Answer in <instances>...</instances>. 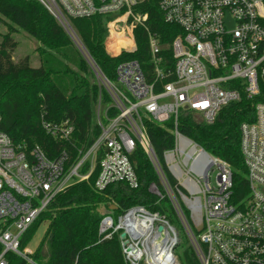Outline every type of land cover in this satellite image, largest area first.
I'll use <instances>...</instances> for the list:
<instances>
[{
  "label": "built area",
  "instance_id": "built-area-1",
  "mask_svg": "<svg viewBox=\"0 0 264 264\" xmlns=\"http://www.w3.org/2000/svg\"><path fill=\"white\" fill-rule=\"evenodd\" d=\"M35 1L61 24L96 77L100 134L84 149L72 142L74 128L69 122L43 123L51 137L76 150L72 161L66 149L50 159L40 148L27 151L15 145L0 130V264H8V253L26 264H39L33 250L22 248L21 239L58 195L88 181L98 164V192L114 184L139 189L131 161L138 145L158 178L149 193L170 204L199 264H264V103L255 104V121L240 128L248 190L240 199L234 194L231 167L179 130L183 113L212 125L224 107L244 96L253 100L261 95L264 0H163L164 22L183 33L170 44H162L150 31L147 15L135 13L143 0ZM95 16L112 17L106 49L115 57L135 53V30L147 32L151 79L136 60L120 63L116 80L107 79L71 26L72 20ZM168 50L171 60L164 54ZM1 120L0 114V125ZM169 122L173 146L161 160L147 124L165 127ZM123 233L126 237L121 239ZM115 234L120 235L128 264H181L176 253L181 245L179 231L160 213L136 206L118 220L104 216L100 241Z\"/></svg>",
  "mask_w": 264,
  "mask_h": 264
},
{
  "label": "trees",
  "instance_id": "trees-1",
  "mask_svg": "<svg viewBox=\"0 0 264 264\" xmlns=\"http://www.w3.org/2000/svg\"><path fill=\"white\" fill-rule=\"evenodd\" d=\"M162 1L143 0L135 13L147 15L150 31L161 38L162 44H170L183 33L178 26L164 22L160 9ZM0 17L11 23L0 42V130L15 145L25 146L27 151L40 148L48 158L56 159L66 149L74 161L76 150L51 137L43 123L69 122L74 128L72 142L79 148L87 149L95 142L100 134L96 123L100 87L87 59L61 24L35 0H0ZM111 18L95 16L72 20L71 26L89 57L110 81L116 80L118 65L128 60L138 61L151 79L153 66L147 32L143 28L135 30V53L112 56L106 49ZM18 30L39 43L38 67L32 66L29 56L19 62L13 61L12 54L18 46L13 35ZM164 54L171 60L170 50ZM103 99L109 101L104 92ZM257 103H264L263 83L260 96L253 100L244 96L240 102L224 107L212 125L199 122L191 113H183L179 119V130L184 135L231 167L237 199L248 192L240 128L244 123L255 121ZM172 125L171 122L165 127L147 124L150 141L161 160L163 153L173 146ZM131 161L141 182L139 189L114 184L98 192L95 189L100 172L98 164L88 181L73 185L56 197L23 236L22 248L28 246L39 227L47 222L48 228L34 254L39 264H128L119 234L100 241L99 226L104 216L111 215L118 220L129 209L142 206L165 216L176 227L180 226L167 200L158 201L148 191L158 178L140 145ZM179 247L176 253L181 264H199L190 247L182 251ZM2 250L0 245V253ZM6 259L8 264H26L11 253Z\"/></svg>",
  "mask_w": 264,
  "mask_h": 264
},
{
  "label": "rangeland",
  "instance_id": "rangeland-1",
  "mask_svg": "<svg viewBox=\"0 0 264 264\" xmlns=\"http://www.w3.org/2000/svg\"><path fill=\"white\" fill-rule=\"evenodd\" d=\"M9 24L11 25V23L8 20L0 17V42L2 40L3 35L8 33ZM13 36L15 37V40L18 43L16 50L12 54L13 61L19 62L24 57L29 56L31 59L32 66L38 67L40 64L39 53L37 52V49L39 48V43L24 31L18 30V32H16ZM213 182L215 183V179L213 180ZM47 228H48V223L44 222L39 227V229L37 230L36 234L34 235V237L32 238L31 242L28 244L27 247L35 252L39 247ZM177 229L179 231L180 239H181V245L179 247L180 248L179 250L182 251L189 247V240L181 226H178Z\"/></svg>",
  "mask_w": 264,
  "mask_h": 264
},
{
  "label": "water",
  "instance_id": "water-1",
  "mask_svg": "<svg viewBox=\"0 0 264 264\" xmlns=\"http://www.w3.org/2000/svg\"><path fill=\"white\" fill-rule=\"evenodd\" d=\"M126 237V235L123 233L122 235H121V239H124Z\"/></svg>",
  "mask_w": 264,
  "mask_h": 264
}]
</instances>
